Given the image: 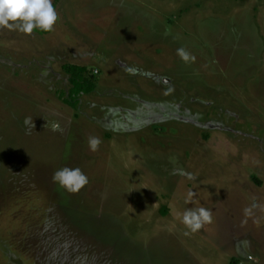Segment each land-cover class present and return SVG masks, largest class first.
Returning a JSON list of instances; mask_svg holds the SVG:
<instances>
[{"label":"rangeland","instance_id":"rangeland-1","mask_svg":"<svg viewBox=\"0 0 264 264\" xmlns=\"http://www.w3.org/2000/svg\"><path fill=\"white\" fill-rule=\"evenodd\" d=\"M53 5L51 32L0 27V264H264V0Z\"/></svg>","mask_w":264,"mask_h":264},{"label":"clouds","instance_id":"clouds-1","mask_svg":"<svg viewBox=\"0 0 264 264\" xmlns=\"http://www.w3.org/2000/svg\"><path fill=\"white\" fill-rule=\"evenodd\" d=\"M58 19L53 0H0V27L18 29L26 34H31L34 29L51 32ZM177 55L185 62L195 59L183 48L177 50ZM58 127L57 125L53 130ZM88 144L92 151H97L101 140L98 137H90ZM192 178L189 174V179ZM52 179L70 193H78L89 183L87 175L80 168L64 167L57 170ZM194 195V192H189L186 203L192 202ZM245 212L249 213L250 209H246ZM211 222V212L203 207L187 210L181 217V223L190 230V233H196L204 224Z\"/></svg>","mask_w":264,"mask_h":264},{"label":"trees","instance_id":"trees-1","mask_svg":"<svg viewBox=\"0 0 264 264\" xmlns=\"http://www.w3.org/2000/svg\"><path fill=\"white\" fill-rule=\"evenodd\" d=\"M66 70L71 75L70 81L72 84L70 98L67 102L72 106H77L79 103V96L93 92L96 88V84L87 78L85 75L87 69L84 67L70 65Z\"/></svg>","mask_w":264,"mask_h":264}]
</instances>
